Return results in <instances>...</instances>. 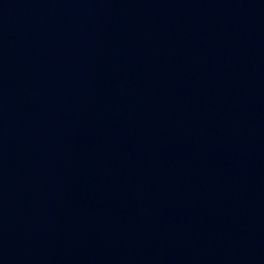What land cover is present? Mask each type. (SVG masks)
Wrapping results in <instances>:
<instances>
[{
  "label": "water",
  "instance_id": "water-1",
  "mask_svg": "<svg viewBox=\"0 0 264 264\" xmlns=\"http://www.w3.org/2000/svg\"><path fill=\"white\" fill-rule=\"evenodd\" d=\"M0 264H264V0H0Z\"/></svg>",
  "mask_w": 264,
  "mask_h": 264
}]
</instances>
